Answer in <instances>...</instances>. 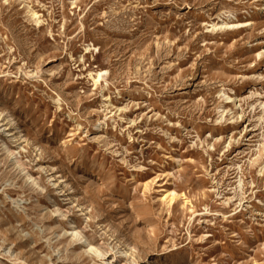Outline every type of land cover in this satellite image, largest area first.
<instances>
[{
  "label": "rangeland",
  "instance_id": "obj_1",
  "mask_svg": "<svg viewBox=\"0 0 264 264\" xmlns=\"http://www.w3.org/2000/svg\"><path fill=\"white\" fill-rule=\"evenodd\" d=\"M0 115V264H264V0H0Z\"/></svg>",
  "mask_w": 264,
  "mask_h": 264
},
{
  "label": "bare ground",
  "instance_id": "obj_2",
  "mask_svg": "<svg viewBox=\"0 0 264 264\" xmlns=\"http://www.w3.org/2000/svg\"><path fill=\"white\" fill-rule=\"evenodd\" d=\"M36 14V13H35ZM251 24L250 23H241V24H239V27L240 28H246V27H248V26H250ZM215 28H217V25L216 26H214ZM97 80V79H96ZM228 99V101H230L231 100V98L230 97H228L227 98ZM0 117H1V115H0ZM3 122V121H2ZM1 123V122H0ZM4 126V125H3ZM75 235H77V234H75ZM78 236V235H77ZM81 236V235H80ZM78 241H80L81 240V237H78V239H77ZM20 264V263H19Z\"/></svg>",
  "mask_w": 264,
  "mask_h": 264
}]
</instances>
